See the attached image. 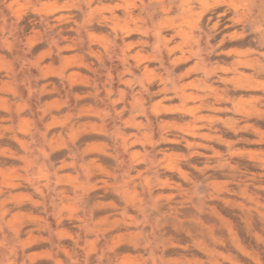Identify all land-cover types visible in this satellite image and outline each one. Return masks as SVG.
Instances as JSON below:
<instances>
[{"label":"rangeland","instance_id":"374dc122","mask_svg":"<svg viewBox=\"0 0 264 264\" xmlns=\"http://www.w3.org/2000/svg\"><path fill=\"white\" fill-rule=\"evenodd\" d=\"M0 264H264V0H0Z\"/></svg>","mask_w":264,"mask_h":264}]
</instances>
